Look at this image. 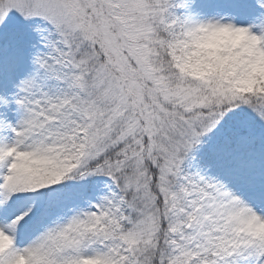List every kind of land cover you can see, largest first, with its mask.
I'll use <instances>...</instances> for the list:
<instances>
[{"label": "snow or ice", "instance_id": "snow-or-ice-1", "mask_svg": "<svg viewBox=\"0 0 264 264\" xmlns=\"http://www.w3.org/2000/svg\"><path fill=\"white\" fill-rule=\"evenodd\" d=\"M0 264H264V0H0Z\"/></svg>", "mask_w": 264, "mask_h": 264}]
</instances>
